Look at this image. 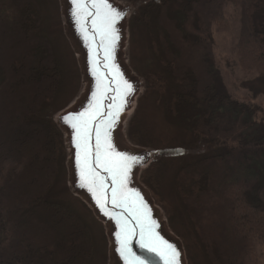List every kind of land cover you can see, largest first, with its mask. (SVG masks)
<instances>
[{"label": "trees", "instance_id": "obj_1", "mask_svg": "<svg viewBox=\"0 0 264 264\" xmlns=\"http://www.w3.org/2000/svg\"><path fill=\"white\" fill-rule=\"evenodd\" d=\"M131 1L133 32L144 33L162 70L146 75L147 96L157 94L173 117L181 145L216 148L182 164L173 181L207 264H257L264 122L258 107L228 91L213 31L231 7L240 12L235 61L264 86V0ZM67 78L43 30L41 2L0 0V264H91L95 255L90 228L54 194L68 160L53 120ZM131 134L139 144L153 142L144 127ZM163 165L154 161L142 174L153 192Z\"/></svg>", "mask_w": 264, "mask_h": 264}, {"label": "rangeland", "instance_id": "obj_2", "mask_svg": "<svg viewBox=\"0 0 264 264\" xmlns=\"http://www.w3.org/2000/svg\"><path fill=\"white\" fill-rule=\"evenodd\" d=\"M39 1L42 4L43 30L50 35L64 70L69 74L66 82L68 93L63 98L64 105L62 104V108L53 116V120L57 123V121H61V117L65 112L73 109L83 100L86 81L81 67L79 51L67 33L64 16L65 0ZM115 1L129 15V31L124 54L127 58L128 68L137 77L139 84V93L133 104L134 109L127 116L121 139L129 147L152 150V163L154 161L164 163L158 175L160 189L157 192L154 191L156 194L142 180L143 172L150 168L152 163L145 170L139 172V183L149 194L159 216L165 221L166 228L180 240L185 253L186 264H207L202 245L199 244L192 228H190V221L185 213L184 204L174 189L173 181L177 170L182 164L191 160L195 155L210 153L214 151L212 149L216 148H208L204 144H200L198 147H191L189 144V148L181 145L183 144L182 136H179V127L173 122V117L155 99L157 94L147 96L146 75L149 72L160 71L159 73H161L162 70L157 65L158 62L144 33L141 35V33L133 32L131 17L137 9L136 5L131 0ZM240 15L238 10L231 7L228 11L227 22L214 27L213 50L228 91L242 101H247L258 107V119L264 122V86L256 81L254 77L245 75L235 61L237 56L235 47L240 35ZM137 127H144V131L153 140L152 144H139L133 140L131 133ZM61 131L63 133L62 129ZM63 135L66 141V136L64 133ZM186 137H188L187 141L191 140V136ZM69 153L70 148L67 147L68 160L65 166V178L59 182L54 194L73 208L90 228L95 243V255L91 264H112L108 227L97 216L87 200L81 194H77L76 189L73 187ZM257 252V264H264V244L257 243Z\"/></svg>", "mask_w": 264, "mask_h": 264}, {"label": "snow or ice", "instance_id": "obj_3", "mask_svg": "<svg viewBox=\"0 0 264 264\" xmlns=\"http://www.w3.org/2000/svg\"><path fill=\"white\" fill-rule=\"evenodd\" d=\"M71 2L78 10L73 15L78 17L81 32L90 40L92 74L96 78V89L91 94L88 107L61 117L74 132L73 143L77 150L75 162L80 186L87 189L105 216L115 220L120 229L116 232L119 243L117 251L126 264H146L130 247V241L137 235V229L140 247L156 253L164 264H179L180 253L176 246L159 235L156 231L159 225L152 218L147 202L139 190L129 187L133 166L143 158L117 150L112 141L111 130L115 127L127 98L135 92L133 84L124 78L118 65L113 62L110 66L108 63L110 60L114 61L119 39L115 25L126 13L115 8L109 0ZM88 16L93 17L91 24L94 33L91 35L85 27ZM96 36L100 38L99 46L104 49V69L115 73L110 80L98 70V61L95 58L97 52L91 48V44L96 42ZM112 84H115L112 90L117 96L113 97V104L108 105L109 110L105 112L103 101ZM101 169L107 176L101 174ZM111 208H120L123 211L113 216Z\"/></svg>", "mask_w": 264, "mask_h": 264}, {"label": "water", "instance_id": "obj_4", "mask_svg": "<svg viewBox=\"0 0 264 264\" xmlns=\"http://www.w3.org/2000/svg\"><path fill=\"white\" fill-rule=\"evenodd\" d=\"M109 3H111L115 8L120 10L123 13H126L123 19L119 20L115 27L118 30V36L119 39L116 44L115 52H114V61L110 60L108 61L109 65L114 62L119 67V71L123 74L124 78L127 79L130 83L133 84V87L135 88V92L127 98V103L123 110L119 113V118L116 122L115 127L111 130V136L112 141L119 151L128 152L131 155H135L138 157H142V161L135 164L133 166L132 172L130 174V183L129 187L133 189L139 190V192L142 194L144 200L147 202L148 206L151 209V216L154 220L158 223V228H156V231L159 233L160 236H162L164 239L169 241L170 243L174 244L177 248V250L180 253L179 256V264H186L185 259V253L183 250V246L178 238H176L173 234L169 232V230L166 228L165 221L159 216L158 210L156 206L154 205L153 201L151 200L149 194L147 191L144 190V188L139 183V172L141 170H145L146 167L150 166L152 163V150H148L145 148H139V147H129L127 143H125L121 139V135L123 133V128L125 126V122L127 119V116L132 113L133 111V104L135 97L139 93V84L137 77L130 71L128 68V62L127 58L124 54V49L126 47L127 37H128V19L129 15L128 12L115 0H109ZM91 10V9H90ZM74 12H78L75 5L72 4L71 0H65L64 2V16L65 21L67 25V33L71 40L75 43L76 48L79 51V55L81 58V67L84 74V78L86 81V88L85 92L83 94L84 98L80 102V104L76 105L73 109L68 110L64 113L63 116L68 115L69 113L83 111L85 108L88 107V104L91 100V94L96 89V78L92 74V64H91V49H90V40L86 39L84 34L81 32V26L78 22V17L76 15H73ZM93 17L88 16L87 17V24H86V30L89 32V34H93L94 30L92 29V21ZM96 42L91 44V48L96 49L97 56L95 57L98 61V70L101 74L108 77V79H111L112 75H115L114 72H111L109 70H105L103 67L104 61V49L103 47L99 46V36H96ZM115 88V84H112L111 88L105 95V99L103 101L105 108L104 111L107 112L108 105L113 104V97H116L117 94L112 89ZM118 102V99L117 101ZM62 116V117H63ZM57 125L63 130V133L66 136V143L67 147L70 148V167H71V181L73 187L76 189L77 194H81L87 202L92 206L97 216L106 223L108 227V236L111 241V262L112 264H126L125 260L119 255V252L117 249L119 248V243L116 240V232L120 231L119 227L116 225L115 220L109 219L108 216H105L99 207L96 205L95 200L93 199L92 195L87 191L85 187L80 186V177L78 173V169L76 167L75 162V154H76V148L74 146L73 140H74V132L71 129V127L64 123L62 120L57 121ZM101 174L107 176V173H104L101 169ZM110 180H109V187H110ZM123 210L120 208H111V214L115 216L117 213L122 212ZM127 214V213H126ZM130 247L133 250V252L136 254V256L142 258L145 260L146 264H164V261L156 255L154 252H149L146 248L140 247V237L138 235V229H137V235L130 241Z\"/></svg>", "mask_w": 264, "mask_h": 264}]
</instances>
